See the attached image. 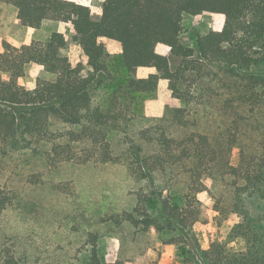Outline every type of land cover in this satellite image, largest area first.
Segmentation results:
<instances>
[{
  "label": "trees",
  "instance_id": "16d2710c",
  "mask_svg": "<svg viewBox=\"0 0 264 264\" xmlns=\"http://www.w3.org/2000/svg\"><path fill=\"white\" fill-rule=\"evenodd\" d=\"M7 1L19 26L71 23L82 55L61 54L69 42L64 31L29 35L20 47L0 38V163L22 151L39 154L49 171L66 163L123 165L140 184L134 204L99 212L96 223L130 225L162 235L165 244L189 246H181L186 264H264V211L249 204L264 203V0H103L97 15L76 0ZM204 13L216 14L217 24L195 34V47L183 44L184 16ZM107 40L119 42L122 52L110 53ZM196 55L226 78L184 88ZM31 63L54 79L39 78L28 89ZM162 86L183 100L164 116ZM207 178L215 180L212 188ZM203 191L216 200L218 223L238 215L229 239L207 248L193 232L209 220ZM20 201L18 189L0 176V225ZM92 225L77 248L59 244L50 259L25 246L23 236L1 232L0 264H125L105 257ZM236 240L241 248L230 246Z\"/></svg>",
  "mask_w": 264,
  "mask_h": 264
},
{
  "label": "rangeland",
  "instance_id": "374dc122",
  "mask_svg": "<svg viewBox=\"0 0 264 264\" xmlns=\"http://www.w3.org/2000/svg\"><path fill=\"white\" fill-rule=\"evenodd\" d=\"M78 2L88 5L97 15L103 0ZM16 16L17 9L7 0H0V38L15 32ZM217 22L218 17L214 13H204L200 16L186 14L181 35L183 44L195 47V34H205ZM33 36L37 39L46 37L45 33L39 30H33ZM106 44L112 54L122 51L121 44L114 40H107ZM62 55L78 60L82 55L80 44L73 40ZM194 60L191 69L186 72L184 88L191 85V89L195 90L197 84L214 85V81H218L220 77L226 78L224 71L218 70L217 67H207L202 60H199L198 55ZM89 72V69H86L83 75L87 76ZM149 72V70H141L139 74L145 76ZM122 74L119 73L118 77L122 78ZM39 78L53 80L54 76L36 63L29 64L25 76L27 88H35ZM158 98L164 105L161 108L163 116L169 114L172 108L183 105L182 99L175 97L171 89L163 86L158 89ZM211 110L213 111L214 108H207L205 113ZM212 116L213 114L210 117L206 115L205 122L213 124ZM232 163L238 164L239 157H232ZM25 166L28 171L23 170ZM0 176L12 188L18 189L22 204L17 203L8 210L0 225V233L23 236L25 246L28 247L30 244L31 247L28 248L38 249L48 259L58 251L59 244L62 245L61 250L77 248L82 243V230L90 222L93 224L92 227L102 234L100 247L108 260H123L125 264H186L184 262L186 256L183 255L181 248L185 245L165 244L162 235L138 232L130 225L115 227L96 223L97 213L113 208H127L134 204V192L140 184L128 175L123 165L94 166L66 163L57 170L49 171L44 167L39 154L17 151L0 163ZM42 181L45 182L41 183ZM51 182L57 187L54 188ZM205 182L209 188H212L215 180L207 178ZM218 188L221 192L226 190L221 182H218ZM200 197L208 207L209 216L208 222L198 223L193 229L201 247L207 248L209 243L216 240L227 241L238 220V215L231 213L225 221L218 223L214 219L216 200L213 195L210 191H203ZM249 204L257 212L264 211V203L262 208L254 200H250ZM164 236L169 239L168 235ZM230 246L241 248L243 243L236 240ZM185 248L187 250L189 246Z\"/></svg>",
  "mask_w": 264,
  "mask_h": 264
},
{
  "label": "crops",
  "instance_id": "0c3cea01",
  "mask_svg": "<svg viewBox=\"0 0 264 264\" xmlns=\"http://www.w3.org/2000/svg\"><path fill=\"white\" fill-rule=\"evenodd\" d=\"M76 1L78 2L80 0H76ZM15 23L17 25V29L15 30V32L11 33L10 35H5L2 38L6 39L7 41H9L10 43H12L13 45H15L17 47H20L26 41V39L29 37V35H33V30H39V31L44 32L45 36H46L45 38L50 37V35L53 32L64 31L69 35L68 45H70L74 40L73 37L75 34V30H74L73 25L71 23L46 19L43 21L40 29H31L28 27L19 26L16 22V18H15ZM64 50H65V48L61 50V54ZM121 52H119V53H121ZM68 57H70V56H68ZM32 89H34V88H32Z\"/></svg>",
  "mask_w": 264,
  "mask_h": 264
}]
</instances>
